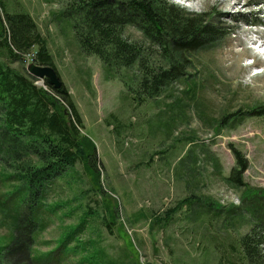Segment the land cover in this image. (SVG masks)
Segmentation results:
<instances>
[{"label":"rangeland","instance_id":"obj_1","mask_svg":"<svg viewBox=\"0 0 264 264\" xmlns=\"http://www.w3.org/2000/svg\"><path fill=\"white\" fill-rule=\"evenodd\" d=\"M3 1L10 11H24L35 20L54 56L56 73L81 116L82 134L95 146L101 170L99 187L108 194L116 219L111 233L101 221L106 214L96 208L100 217L92 221L94 237L99 236L104 249L113 257L134 256L140 264H217L220 256L234 260L231 253L238 250L241 237L249 234L250 223L235 222L238 217L233 214L228 228H201L204 224L189 223V211L176 210V206L196 192L208 199L199 208L232 210L242 206L248 190L264 189V28L249 25L264 22V0H170L185 12L204 15L221 36L195 53L186 70L190 84L197 86L196 95L191 98L184 93L186 83L172 87V97L184 102L185 117L170 126L168 135L163 126L157 129L166 124L168 106L174 101L168 93L158 99L139 97V102L132 96L133 87L124 71H108V77L101 59L84 53L73 41L65 16L80 0ZM125 34L140 41L133 28ZM30 64L27 59L14 69L28 74ZM36 84L45 87L43 82ZM15 141L10 136L5 149L16 147ZM190 151L188 165L194 164V175L184 181V165L180 176L178 168ZM235 152L247 165L242 178L250 187L244 192L237 183L224 180L238 167ZM97 184L89 179L88 188ZM49 199H57V193L51 192ZM168 211L170 219L152 227L153 217L163 220ZM79 218L78 213L64 220L51 217L46 231L37 234V250L44 253L54 248ZM23 231L30 229L23 227ZM8 234L0 225V247ZM16 243L17 249L22 247L19 240ZM17 249L5 264H29L19 258ZM68 264H80L79 256Z\"/></svg>","mask_w":264,"mask_h":264},{"label":"trees","instance_id":"obj_2","mask_svg":"<svg viewBox=\"0 0 264 264\" xmlns=\"http://www.w3.org/2000/svg\"><path fill=\"white\" fill-rule=\"evenodd\" d=\"M66 14L78 48L101 59L108 77V71H124L133 87L132 96L139 102V97L158 99L167 93L168 98L172 97V87L184 83L188 84L184 93L193 98L197 86L190 84L186 70L195 53L221 36L219 28L204 20V15L185 12L170 0H80ZM128 28L139 33L140 41L126 36ZM27 59L58 72L35 20L24 11H10L8 4L0 0V225L9 233L0 247V264L12 258L18 240L22 247L17 249V255L29 264H68L78 256L80 264H140L134 256L113 257L99 236L94 237L92 221L100 217L97 209L102 208L106 214L101 221L111 233L112 221L116 220L108 194L99 187L101 170L95 146L82 134L81 116L64 84L59 89L47 81L45 87L38 86V80L29 73L14 69L19 62L25 65ZM172 99L166 124L157 128L163 126L167 135L170 126L185 117L184 102ZM10 136L16 138V147L7 151L4 145ZM190 153L179 163V176L184 165V181L189 174L194 175V164L188 165ZM235 154L238 167L224 180L237 183L244 192L250 187L242 178L247 165L240 153ZM213 160L220 169L219 161ZM89 179L98 182V187L88 188ZM67 191L73 193L69 195ZM51 192L57 193V199L50 201ZM195 193L176 206V210L189 211V223L199 227L204 224L201 228H228V219L235 214V222L251 224L249 234L238 241L236 253H231L234 260L220 256L217 264H264V231L260 229L264 228V189L248 190L242 197V206L232 210L199 208L208 199ZM78 200L80 204L76 206ZM168 212L163 220L154 221L153 217L152 227L170 219L171 211ZM77 213L81 217L77 225L54 248L40 253L37 234L46 231L48 220H64ZM23 227L30 231L25 233ZM237 257L241 258L236 260Z\"/></svg>","mask_w":264,"mask_h":264},{"label":"water","instance_id":"obj_3","mask_svg":"<svg viewBox=\"0 0 264 264\" xmlns=\"http://www.w3.org/2000/svg\"><path fill=\"white\" fill-rule=\"evenodd\" d=\"M28 73L37 79L39 82L47 81L50 86H53L55 89L62 87L63 82H61L56 71L51 67L37 66L35 64H30L28 66Z\"/></svg>","mask_w":264,"mask_h":264}]
</instances>
